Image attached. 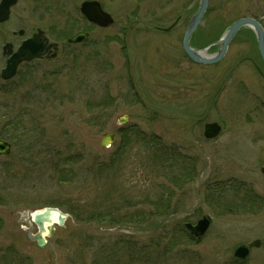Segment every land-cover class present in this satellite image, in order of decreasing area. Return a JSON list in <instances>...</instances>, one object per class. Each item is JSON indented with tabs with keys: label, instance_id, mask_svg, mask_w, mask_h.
Here are the masks:
<instances>
[{
	"label": "rangeland",
	"instance_id": "1",
	"mask_svg": "<svg viewBox=\"0 0 264 264\" xmlns=\"http://www.w3.org/2000/svg\"><path fill=\"white\" fill-rule=\"evenodd\" d=\"M83 1L22 0L0 24V70L19 28L59 47L14 80L0 76V139L11 144L0 157V264H264V110L237 87L243 79L264 101L246 60L262 66L254 32L240 29L219 63L198 65L182 40L200 0H98L114 19L106 28L82 19ZM242 17L264 29V0H209L191 46L215 54ZM79 31L88 40L70 45ZM207 122L222 129L211 141ZM106 133L116 134L108 148ZM244 185L262 199L246 205ZM45 207L69 216L40 248L25 232ZM203 216L212 222L195 240L183 224ZM254 239L260 247L236 262L235 247Z\"/></svg>",
	"mask_w": 264,
	"mask_h": 264
},
{
	"label": "water",
	"instance_id": "2",
	"mask_svg": "<svg viewBox=\"0 0 264 264\" xmlns=\"http://www.w3.org/2000/svg\"><path fill=\"white\" fill-rule=\"evenodd\" d=\"M15 2L14 0H6L3 3V10L5 14L8 12L9 4ZM208 6V0H200L199 8L193 18H191V21L188 25L184 41H183V48L186 54L196 63L199 64H214L218 62L224 55L227 49V46L230 42V40L233 38L235 33L242 27V26H250L253 28L256 32L258 47L261 53V56L264 58V32L261 26H259V23L253 19L250 18H244L240 19L236 22H234L228 29V31L224 34L221 40V46L218 47L219 50L216 55L213 56H203L201 52L192 50V48L189 46V39L195 28L198 27L200 24L203 16L205 15V12L207 10ZM81 12L85 15V17L92 22L97 23L101 27H106L109 24L112 23L111 17L104 13L101 9L99 3L96 2H85L81 6ZM4 18V17H3ZM87 37L86 34H76L75 37L70 39V42H79L84 40ZM45 41V42H44ZM44 43H46V39H43L41 36H33L32 39L26 41L23 43L21 48L14 53L8 60V66L3 71L4 77H9L15 72V68L18 65V63L24 59H31L34 57H41L44 52H47L50 50L49 47L45 46ZM53 48L56 50V46L52 45ZM7 48H9L7 46ZM6 50V48H5ZM9 50L6 53H10ZM54 57L55 53L49 57ZM124 122V120H122ZM220 128L216 124H211L206 126V137L213 138L218 133ZM115 136L113 134L105 135L102 139V146L106 147L110 142L114 141ZM7 146L0 142V153H7ZM29 215L32 217L33 222L38 226V231L36 234L32 235L29 234V237L31 240L36 241L39 246H43L45 243V239L43 237V233H47L48 236H51L54 231V218L57 217V221L59 225H62L65 218L67 217V214H64L57 208L47 207L42 210H36L33 212H30ZM209 221L207 219L200 220L198 224L194 227L187 225L186 227L191 231V234L196 237L200 238L206 231L208 227ZM258 242H255L254 245H257ZM243 247L239 248L237 250L238 257L243 258L245 255V251L243 252Z\"/></svg>",
	"mask_w": 264,
	"mask_h": 264
},
{
	"label": "flooded vegetation",
	"instance_id": "3",
	"mask_svg": "<svg viewBox=\"0 0 264 264\" xmlns=\"http://www.w3.org/2000/svg\"><path fill=\"white\" fill-rule=\"evenodd\" d=\"M2 1L3 0H0V5H1V3H2ZM21 1L22 0H18V2L14 5V6H11L12 8H10V10H9V18H11L12 17V15H13V13L15 12V10H16V8L19 6V4L21 3ZM32 1H37V0H32ZM91 1V0H90ZM175 21H177V23L176 24H178V23H180V22H182L181 21V16H178L176 19H174ZM176 25H174L173 26V28L175 27ZM154 28H155V30L154 31H156V32H160L159 30H160V28H163V27H161V26H157V25H155L154 26ZM172 28V29H173ZM171 29V30H172ZM37 30V29H36ZM162 32V31H161ZM15 34H17L19 37H23L21 40H20V42H22V41H24L25 39H27V38H29V37H31V36H25V29L24 28H19L17 31H16V33ZM32 35H33V33H32ZM20 42H19V44H20ZM246 60H248V61H250V62H253V66H252V68H253V71L255 72V74L258 76V77H260V80H262L263 82H264V64H263V61H262V59L260 58V60L259 61H261V63H262V66L260 67V65H259V67H258V65L252 60V59H246ZM244 60H242V61H240V62H243ZM23 64H26V63H23ZM22 64V65H23ZM241 64V63H240ZM21 67V66H20ZM238 67V65H236L235 67H232L231 69H230V74H232V72L236 69ZM239 68L240 69H242L240 66H239ZM239 69V70H240ZM243 70V69H242ZM237 87L239 88V91L240 92H244L245 94H247L248 95V97H249V99L251 98V99H253V102H255V104L256 105H259L260 106V108H262L263 110H264V101H262L263 99H258L257 100V97H258V95H257V93H255V91H253L252 89H248V85H246V83H244V80L243 79H241V81H239V85H237ZM201 120V119H200Z\"/></svg>",
	"mask_w": 264,
	"mask_h": 264
},
{
	"label": "trees",
	"instance_id": "4",
	"mask_svg": "<svg viewBox=\"0 0 264 264\" xmlns=\"http://www.w3.org/2000/svg\"><path fill=\"white\" fill-rule=\"evenodd\" d=\"M150 141L152 142L151 144H153V146L154 147H157L158 145H160V142H159V139H156V138H150ZM154 151V150H153ZM152 151V152H153ZM154 153H155V156H154V158H155V162H156V159H158L159 157H158V153H157V151H154ZM158 157V158H157Z\"/></svg>",
	"mask_w": 264,
	"mask_h": 264
}]
</instances>
